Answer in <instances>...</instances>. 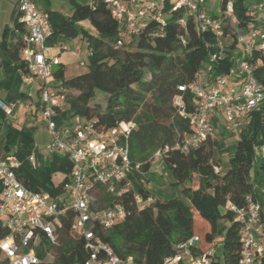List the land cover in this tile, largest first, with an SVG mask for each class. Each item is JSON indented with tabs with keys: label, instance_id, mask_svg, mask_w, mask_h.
Returning a JSON list of instances; mask_svg holds the SVG:
<instances>
[{
	"label": "trees",
	"instance_id": "16d2710c",
	"mask_svg": "<svg viewBox=\"0 0 264 264\" xmlns=\"http://www.w3.org/2000/svg\"><path fill=\"white\" fill-rule=\"evenodd\" d=\"M171 1L167 0L163 7L164 26L148 22L137 36H127L132 38L127 44L123 43L126 37L123 29L103 0L75 4L70 17L56 10H43L52 29L46 46H54L61 37L80 36L88 48L85 73L66 79L63 69L52 72V79L62 88L58 95L68 107L55 120L60 125L62 119L77 115L85 121L96 120V127L103 132L120 122L136 123L137 128L129 138V157L141 166L130 178L132 191L121 197L126 218L109 230L96 229L97 235L116 255L130 258L132 264H161L172 254L175 244L196 234L194 217L197 216L207 229L201 234L205 245L223 233L219 264H237L240 228L227 204L241 206L245 196L250 195L260 204L264 220V119L260 111L252 112L235 132L231 152L228 147L222 149L221 142L214 137L189 154L172 152L163 156L162 162L172 178L171 186L179 188V196L155 198L143 209H137L133 202L134 194L151 196L145 186V178L150 180L151 176L149 156L156 149L171 145L175 129L189 131L187 124L174 114L171 104L177 87L195 80L205 71L209 54L218 51V39L213 34L198 32L184 10H173ZM257 1L234 0L235 25L224 19L225 2L219 1L218 15L213 16L224 19L221 39L223 43L229 38L230 43L223 44L224 53L213 68L214 74H225L231 67L237 37L246 33V25L253 17L248 4ZM15 26L18 28L20 24L15 23ZM89 30L95 36L90 35ZM21 38L22 35L12 48L0 43V49L14 63L15 70L25 74L26 67L18 55ZM118 40L122 41L120 47L115 46ZM248 61L254 78L264 88V48L259 50L254 46ZM96 92L105 95L103 107L89 105L96 100ZM186 102L190 109L191 95L186 94ZM3 115L0 111V157L14 154L18 158L21 164L17 177L29 190L57 195L66 177L56 186L49 167L34 173L26 161L30 149L18 146L17 137L2 127ZM224 152L230 153L228 168L223 170L221 156ZM193 181L196 187L192 186ZM96 195L100 207L112 201L103 191ZM71 220L72 214H69L55 226V246L41 245L37 252L39 264H84L87 258L84 241ZM49 257L53 258L52 262L48 261ZM0 264H3L1 255Z\"/></svg>",
	"mask_w": 264,
	"mask_h": 264
},
{
	"label": "built area",
	"instance_id": "2783aa9c",
	"mask_svg": "<svg viewBox=\"0 0 264 264\" xmlns=\"http://www.w3.org/2000/svg\"><path fill=\"white\" fill-rule=\"evenodd\" d=\"M111 16L126 36H137L148 22L165 25L163 7L167 0H103ZM220 1V0H219ZM224 19L235 25L234 0H223ZM207 0H173V10L182 9L201 33L213 34L218 51L209 54L206 69L187 85L177 87L172 98L174 114L184 121L188 130L174 131L171 145L156 149L152 158L162 161L165 154H189L214 139L216 122L222 121L227 131L236 132L249 115L260 111L264 119V88L256 81L248 59L253 47L264 48V0L249 2L253 17L246 25V33L237 37L236 51L230 58L232 65L225 74H214L213 68L222 59L224 19L208 14ZM18 13L25 29L19 50V60L26 67L22 83L39 86V117L45 123L47 149L55 155L66 156L71 169L60 192L29 190L17 177L20 161L14 154L0 157V255L3 264H39L38 250L42 244L55 246V226L72 214V226L84 241L87 258L84 264H132L122 259L97 235L96 229H111L126 218L121 197L132 191L131 177L140 170V163L129 157V138L137 128L134 121L120 122L108 131H100L96 120L85 121L72 116L59 125L55 118L68 110L58 95L62 88L52 81L53 67L59 64L49 57L46 40L52 33L48 15L34 0H19ZM184 26L183 20L179 21ZM122 41L116 42L120 47ZM61 50H66L62 46ZM186 94L191 95L189 109ZM0 111L11 117L13 107L0 102ZM26 161L34 164L30 153ZM217 172L218 169L215 168ZM111 197L107 206H98L97 193ZM155 201L151 196L133 195L137 209ZM240 228L237 264H263L264 220L262 209L250 195L241 206L227 204ZM221 244L216 239L209 245L199 235H192L174 245L170 256L161 264H219Z\"/></svg>",
	"mask_w": 264,
	"mask_h": 264
},
{
	"label": "crops",
	"instance_id": "0c3cea01",
	"mask_svg": "<svg viewBox=\"0 0 264 264\" xmlns=\"http://www.w3.org/2000/svg\"><path fill=\"white\" fill-rule=\"evenodd\" d=\"M173 2V0L171 1ZM91 4V2L89 3ZM19 0H0V43L4 42L7 48H12L20 38V36L25 34V29L20 21L18 13ZM41 9V8H40ZM47 9V8H46ZM49 9V8H48ZM44 10V9H42ZM53 10V9H51ZM73 12V11H72ZM71 13L63 14L65 17H70ZM15 23L20 24L17 28ZM90 35H93L92 31H88ZM22 39V38H21ZM83 40V39H82ZM68 44H70V39L61 37L58 39L57 43L49 47L47 55L49 57H56L59 61V69L64 70L65 65L62 60V54L60 52L68 51ZM66 47V50H61V47ZM19 55V54H18ZM23 72L21 70H15L14 63L10 61L5 52L0 49V102L7 106L13 107V113L11 117H5L3 115L2 127H5L7 131L17 137L18 146H24L30 149L34 157V164L29 165V167L34 171L42 169L48 166H37L36 162L42 158L49 157L50 160V170H60L63 173L61 183L71 169V163L66 156L59 155L55 156L47 149V144L45 146V152L47 150V155L43 156L41 151L42 147H39L34 140L33 131L35 128L25 129V125L29 123L31 119H40L39 111L41 109V104L39 102V86L38 82L32 85H24L22 83ZM55 85L59 84L58 81L53 79L52 81ZM41 120V119H40ZM44 122V121H43ZM222 121L216 122V125H223ZM26 130V131H24ZM28 131V132H27ZM43 132L46 133L45 127L43 126ZM47 137V136H46ZM52 173V172H51ZM52 180V176H51ZM53 183V182H52ZM54 184V183H53ZM55 185V184H54ZM57 186V185H56ZM173 195V194H170Z\"/></svg>",
	"mask_w": 264,
	"mask_h": 264
},
{
	"label": "rangeland",
	"instance_id": "374dc122",
	"mask_svg": "<svg viewBox=\"0 0 264 264\" xmlns=\"http://www.w3.org/2000/svg\"><path fill=\"white\" fill-rule=\"evenodd\" d=\"M92 1L93 0H34L38 8L53 9L65 15L73 11L75 4L84 5V4H89ZM219 3H220L219 0H207L205 6H206V10L209 15L211 16L218 15ZM130 39L132 38L126 36L125 38H123V43L127 44ZM229 43H230L229 38H226L225 40H223L224 45H228ZM67 46L69 49L68 51L60 52L62 54V60L65 65L64 78L66 79L85 73L87 71V63H88V48H87V44L85 40H82L80 36H77L75 38H70V44H68ZM123 47H121L120 49H122ZM81 62L84 63L83 66L80 65ZM58 69H59V66L53 67L54 72L57 71ZM145 78H148L147 72H145ZM71 94L72 92H70V95ZM103 97H105L103 93L96 92V97H95L96 100L94 99L95 101L93 102L91 101L89 103L90 107H95V105H99L100 107H103L104 101H105V98ZM43 126L45 127V123L42 120L31 119L29 123L25 125V129L27 130L30 127L31 129L35 128L33 131L30 130L29 132L31 134L35 132L34 133L35 143L39 147H42L41 151L43 152V156H46L48 152L47 150L46 152L44 150L46 149L45 146L47 144V137H46V133L43 132ZM215 139L221 142L222 149H226L228 147L229 151L231 152L233 148L232 145L236 141V134L234 132L230 133L229 131H227L226 127L219 124V125H216ZM229 153L224 152V154L221 156L222 158L221 167L223 170L228 168L227 158H228ZM152 154L149 156L147 160V162H149L151 165L150 180H147L145 178V184H146L145 186L149 190L150 195L156 199H160L163 196H170V194H173V196H179V188L177 187L173 188L171 186L172 178L169 174L167 167L164 165L162 161L154 160L152 158ZM50 156L52 155L49 154V157ZM49 157H45L37 161L36 165L50 167ZM32 171H34V168ZM35 172L36 171H34V173ZM51 172H52L51 173L52 182L55 185H58L63 176L62 171H60L59 169L58 170L51 169ZM192 186L196 187V183L194 181L192 183ZM204 226H205L204 222L202 221L200 222L198 220V217L195 216L194 217V231L196 235L201 236V234L207 231V229L204 228ZM222 235L223 233L221 232L216 237V244L219 245L222 243ZM220 249L221 248H218V252H220ZM48 261L52 262L53 258L49 257Z\"/></svg>",
	"mask_w": 264,
	"mask_h": 264
}]
</instances>
